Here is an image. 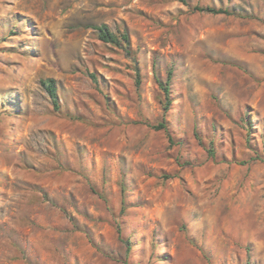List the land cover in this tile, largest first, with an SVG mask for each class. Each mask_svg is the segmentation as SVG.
Masks as SVG:
<instances>
[{
	"label": "rangeland",
	"instance_id": "rangeland-1",
	"mask_svg": "<svg viewBox=\"0 0 264 264\" xmlns=\"http://www.w3.org/2000/svg\"><path fill=\"white\" fill-rule=\"evenodd\" d=\"M187 2L0 0V264H264V0Z\"/></svg>",
	"mask_w": 264,
	"mask_h": 264
},
{
	"label": "trees",
	"instance_id": "trees-1",
	"mask_svg": "<svg viewBox=\"0 0 264 264\" xmlns=\"http://www.w3.org/2000/svg\"><path fill=\"white\" fill-rule=\"evenodd\" d=\"M185 4H188L187 0H180ZM193 10L202 12V13H212V14H227V15H239L242 16L240 13H237L233 10H230L228 8H222V7H215L211 5H199L195 4L192 7ZM244 17V16H243ZM95 29L97 30V34L100 40L106 43H110L112 45L121 47L125 53L131 58L133 62V70L135 73V82L138 85L140 82V70L138 66V61L135 57V55L132 53L130 48V40H129V34L126 29L116 33L112 31L106 24L102 23L100 25H96ZM171 75V70L168 71V76L164 82L161 80H158V84L160 88L163 91L164 98L162 100L163 103V109L166 111L169 108V105L171 104L172 98L170 97V90H169V79ZM90 77L96 81V74L94 72H90ZM41 86L46 90L48 96L50 97L51 103L55 109L59 108V100H58V93H57V83L54 78H45L40 81ZM152 128L155 130H163L168 138V140L171 142L173 141L172 135L169 132L168 126L166 124V121L162 119L161 121L150 124ZM249 130L247 131V138L249 137ZM208 153L213 156L214 151L212 147L210 146L208 148ZM122 191H124V188L122 186ZM122 200V206L121 211H124V205ZM127 250L130 249V242L129 240H126Z\"/></svg>",
	"mask_w": 264,
	"mask_h": 264
}]
</instances>
